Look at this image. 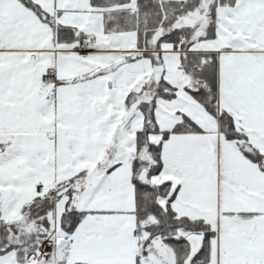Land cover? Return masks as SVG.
I'll use <instances>...</instances> for the list:
<instances>
[{
  "label": "snow or ice",
  "instance_id": "1",
  "mask_svg": "<svg viewBox=\"0 0 264 264\" xmlns=\"http://www.w3.org/2000/svg\"><path fill=\"white\" fill-rule=\"evenodd\" d=\"M0 264H264V0H0Z\"/></svg>",
  "mask_w": 264,
  "mask_h": 264
}]
</instances>
